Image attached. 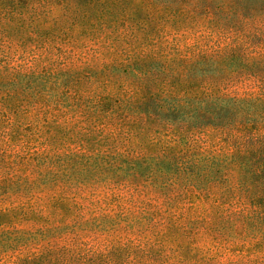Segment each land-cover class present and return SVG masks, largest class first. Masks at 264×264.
I'll return each instance as SVG.
<instances>
[{"label": "trees", "instance_id": "trees-1", "mask_svg": "<svg viewBox=\"0 0 264 264\" xmlns=\"http://www.w3.org/2000/svg\"><path fill=\"white\" fill-rule=\"evenodd\" d=\"M0 264H264V0H0Z\"/></svg>", "mask_w": 264, "mask_h": 264}]
</instances>
